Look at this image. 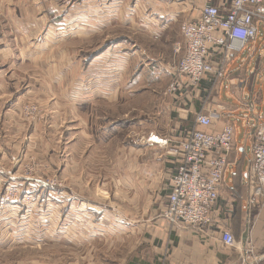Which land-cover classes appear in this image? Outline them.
Masks as SVG:
<instances>
[{
    "label": "crops",
    "instance_id": "obj_1",
    "mask_svg": "<svg viewBox=\"0 0 264 264\" xmlns=\"http://www.w3.org/2000/svg\"><path fill=\"white\" fill-rule=\"evenodd\" d=\"M7 1L12 2L0 0V15L8 25L10 36L16 40L15 37L18 38L19 35L16 36L15 31H18L22 24L37 26V12L44 4L38 5L35 0H25L22 7H11ZM212 2L219 4L217 0ZM186 3V11L193 16L194 3L191 0ZM158 9L154 6V10L150 12L151 16L145 14V21L142 23L146 27L144 33L154 40H160L171 27L168 20L161 19L165 18L167 13L174 17L177 12ZM50 12L51 10L47 13ZM95 13L94 35L98 33L96 24L101 19L100 16L96 18ZM133 16L129 19L133 20ZM109 17L105 18L108 22L106 26L111 23ZM261 37L258 33L257 39L243 46L239 53L229 54L218 77L204 79L195 88L185 85L173 94H168L166 88L162 95L166 100L160 108L164 124L159 123L156 127L153 125V129L148 131L146 138L141 142L122 143L111 176L121 192L128 196L124 198V202L130 205L128 207L135 209L137 217L133 219L128 212L118 217V214L107 206L86 202L79 193L60 192V197L67 199L66 206L53 211L50 209L51 204H47L49 208L43 210L40 206L38 210L44 213L40 214V219L45 233L58 232L67 237L74 232L78 238L77 243L83 245L100 239H129L138 231L141 233L140 248L143 251L139 259L127 264H264V194L262 197L252 196L251 187L248 185V160L254 142V128L264 124L263 57L256 61L255 66L250 64V58L258 46H264V38ZM8 45L3 34H0V63H13L15 56L21 65V68L13 69L15 72L31 67L42 78L28 83L26 91H20L16 96L14 94V99L12 97L9 101L8 93L11 92L8 88L7 70L11 69L2 68L0 65V108L4 101L10 102L5 114L0 113V118L7 120L2 122L0 119V166L5 169L10 167L14 170L16 161L24 160L30 153L27 147L11 141L14 138L21 139L24 133L19 131L23 122L20 118L23 98L21 96L34 101L39 99L53 102L60 110L67 108L71 113L77 114L78 109H84L92 103L115 102L123 81L130 74L129 65L131 62L135 63L137 58L139 65L137 68L132 65L134 70L131 81L127 84L129 88L137 87L142 81L149 87L157 83H169L176 69V64L160 62L138 50L129 53L121 51L120 48L102 49L93 58L77 60L69 57L70 51L7 55ZM259 55H264V47L260 49ZM218 59L219 57L214 61ZM210 110H214L219 116L217 122L209 128L195 124L198 114H205ZM148 124L141 120L134 126L136 129H147ZM228 125L234 129L232 149L228 166L222 176L223 180L219 185V199L212 209L210 223L199 229L166 223L161 214L166 207L170 178L180 165L181 141L193 130L217 133ZM35 126L38 128L37 125L32 128ZM114 129L112 127L104 133L110 132L111 135ZM33 131L37 132L36 129ZM107 140L108 138H103V141ZM43 150L44 147L40 146L36 152L40 160L49 161L53 167L55 164L59 169L69 163L72 173L79 171L72 157H56L53 155L55 151L45 153ZM90 163L89 161L88 164ZM62 175L59 173L60 178ZM74 176V179L71 177L72 182L79 183L78 175ZM55 192L56 190L50 195H55ZM14 205L16 203L4 205L7 206L8 216L5 220L8 221L9 227L16 225L18 218L19 208ZM45 216H48L46 223ZM88 230L89 239H85L84 235ZM225 231L230 232L236 242L232 248L226 247L220 241Z\"/></svg>",
    "mask_w": 264,
    "mask_h": 264
},
{
    "label": "rangeland",
    "instance_id": "obj_2",
    "mask_svg": "<svg viewBox=\"0 0 264 264\" xmlns=\"http://www.w3.org/2000/svg\"><path fill=\"white\" fill-rule=\"evenodd\" d=\"M187 1L35 0L36 4H44L37 12V26L30 27L22 24L19 28L20 34H18L19 30L15 31L16 36L19 35L18 38L15 37L16 41L10 36L8 25L4 17L0 15V34H3L9 43L7 55L70 51L69 57L80 60L86 57L93 58L102 49L120 48L121 51H129V53L138 50L160 62L177 65L184 53L179 27L183 21L192 17L186 11L188 10ZM24 2L25 0H12L8 4L11 7L16 5L22 7ZM154 6H157L158 10L177 11L174 17L167 13V16L161 19L168 20L171 27L160 40H154L147 33L145 34L146 27L142 24L145 21V14L151 16L150 12L154 10ZM49 10L51 14L47 13ZM94 13L96 18L101 17L96 24L99 29L96 35L93 32ZM132 16L135 18L129 19ZM106 17H109L111 21L107 26L105 25L108 23L105 21ZM258 33L262 36L261 38H264V29L261 25L258 26ZM178 44L179 50L176 52L174 46ZM263 47L258 46L252 56L250 55L251 65L255 66L256 61L262 57L264 62V55H259ZM0 65L2 68L11 69L7 70L9 72L8 88L11 92L8 93L9 101L12 97L14 99L20 91H26L28 83L42 78L31 67L15 72L13 69L21 68L15 56H13V63H0ZM132 65L137 68L138 58L135 63L131 62L129 65L130 74L126 75L115 102L92 103L84 109H78L77 114L71 113L67 108L60 110L53 102L39 99L34 101L21 96L23 98L20 118L24 123L22 122L19 131L24 133L21 139L14 138L11 141L27 147L30 153L24 160H18L16 165L14 164V170L10 167L6 169L2 167L4 172L11 173L10 176H6V184L12 186L14 190H22L20 195L17 194L16 199L19 201L14 205L19 208L16 225L9 227L8 221L5 220L8 216L6 215L7 206H0L2 207L0 219L4 218L0 221V264H127L141 257L143 250L140 248L141 233L138 231L129 239H100L81 245L77 243L78 238L74 232L67 237L58 232L46 234L40 219L42 217L40 214L44 213L38 212L40 206L43 210L49 208L47 204H51L50 209L53 211L66 206L67 199L63 196L61 198L60 192L71 194L72 191L79 193L86 202L91 201L111 208L118 217L126 212L130 213L132 218L137 217L135 209L128 207L129 204L124 202V198L128 196L121 192L116 181L112 179V169L123 142H141L146 138L148 131L153 129V125L156 127L159 123L164 124L160 108L166 100L162 95L169 83H157L149 87L142 81L137 87L129 88L127 84L131 81L134 70ZM13 73L16 76L15 74L11 76ZM9 101L2 103L0 113L5 114ZM31 106L33 110L29 109ZM14 118L19 121L16 117ZM2 119V122H7ZM141 120L144 124L153 123L148 124L147 129H136L134 124ZM33 125H37L38 128L36 126L32 128ZM112 127L115 129L111 131L113 132L111 135L110 132L104 133ZM34 129L37 132L33 131ZM11 136L13 137V134ZM103 138L108 140L103 141ZM40 146L44 147L45 153L55 151L53 155L55 154L56 157L69 159L72 157L74 165L79 166H76L79 171L72 173V166L69 163H65L60 167L62 169H59L55 164L53 167L49 161L40 160L36 155ZM89 161L90 164H88ZM59 173L63 174L62 178L59 177ZM74 175H78L79 183L72 182L71 177L74 179ZM26 177H39L45 181L55 182L56 185L51 187L54 190H50L49 186L45 187L43 192H39L38 189L35 197L26 202L21 199L25 191L21 188L24 183L22 178ZM10 178L15 180L10 181ZM55 190V195H50ZM46 199L50 201L47 202ZM47 217L45 216L44 223L47 222ZM89 232V230L86 231L85 239H89Z\"/></svg>",
    "mask_w": 264,
    "mask_h": 264
},
{
    "label": "built area",
    "instance_id": "obj_3",
    "mask_svg": "<svg viewBox=\"0 0 264 264\" xmlns=\"http://www.w3.org/2000/svg\"><path fill=\"white\" fill-rule=\"evenodd\" d=\"M191 1L195 5L194 14L179 27L184 53L175 66V73L167 88L168 94L178 92L185 85L195 88L204 79L218 77L229 54L239 53L243 46L256 40L259 25L264 28V0H217L219 4L212 0ZM178 50L179 44L174 46V51ZM29 109L33 110V106ZM218 119L216 112L210 110L198 114L195 124L209 128ZM254 129V142L248 160V185L252 196L262 197L264 124ZM233 136L234 129L228 125L217 133L193 130L181 141L180 165L170 178L167 203L161 214L166 223L194 229L210 223L212 209L219 199V185L228 166ZM6 176L10 174L0 166V206L17 203V194L20 195L22 190H14L6 184ZM22 180L26 185L23 183L21 187L25 189L21 199L26 202L35 197L38 189L43 192L49 186L50 190H54L51 187L56 185L39 177ZM220 241L228 248L236 243L233 235L227 231L222 233Z\"/></svg>",
    "mask_w": 264,
    "mask_h": 264
}]
</instances>
